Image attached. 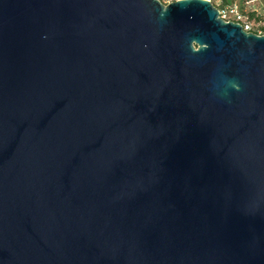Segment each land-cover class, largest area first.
<instances>
[{"label": "water", "instance_id": "obj_1", "mask_svg": "<svg viewBox=\"0 0 264 264\" xmlns=\"http://www.w3.org/2000/svg\"><path fill=\"white\" fill-rule=\"evenodd\" d=\"M0 264H264V35L0 0Z\"/></svg>", "mask_w": 264, "mask_h": 264}, {"label": "built area", "instance_id": "obj_2", "mask_svg": "<svg viewBox=\"0 0 264 264\" xmlns=\"http://www.w3.org/2000/svg\"><path fill=\"white\" fill-rule=\"evenodd\" d=\"M162 4L174 0H158ZM223 21L237 23L245 32L264 35V0H207Z\"/></svg>", "mask_w": 264, "mask_h": 264}]
</instances>
